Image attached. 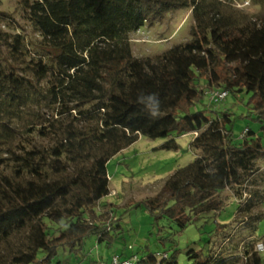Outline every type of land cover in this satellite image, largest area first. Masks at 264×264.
I'll return each mask as SVG.
<instances>
[{"label":"trees","instance_id":"obj_1","mask_svg":"<svg viewBox=\"0 0 264 264\" xmlns=\"http://www.w3.org/2000/svg\"><path fill=\"white\" fill-rule=\"evenodd\" d=\"M232 1L18 0L40 39L33 47L24 35L0 29V241L26 235V248L12 264H60V253L81 261L90 237L112 247L123 238L125 211L100 203L110 193L108 161L140 135L166 138L159 148L176 150V136L193 131L196 157L165 180L166 195L125 207H145L161 234L172 223L183 229L202 213L221 210L228 190L239 202L235 225H216L208 252L191 250L188 258L191 264H228L222 247H213L223 238L231 248L243 243L246 264H264L245 242L255 237L260 211L253 209L264 198L257 163L264 158L262 136L248 126L236 135L228 111L209 115V109L193 108L207 89L223 88L242 102L245 94L241 116L264 129V13L252 19ZM183 7L193 20L189 39L135 56L131 34ZM4 17L0 11V22ZM28 48L35 56L26 62ZM153 95L156 117L149 111ZM159 239L165 244V235ZM159 255L144 246L111 258L178 264L175 252Z\"/></svg>","mask_w":264,"mask_h":264},{"label":"rangeland","instance_id":"obj_2","mask_svg":"<svg viewBox=\"0 0 264 264\" xmlns=\"http://www.w3.org/2000/svg\"><path fill=\"white\" fill-rule=\"evenodd\" d=\"M235 1L233 8L240 13L251 15L252 19L255 15L264 13V0L256 4L252 0ZM0 11L9 16L4 17L0 22V29L10 34L24 35L27 42H32L29 46L35 47L40 37L23 17V12L18 7V0H0ZM192 24L190 9L187 7L163 12L154 20L146 22L142 27L143 33L133 32L131 34L134 55L137 57L155 55L174 44L186 41L189 39ZM24 56L26 62L29 61L35 56L34 50L28 48ZM212 90L214 89H207L204 99L195 104L193 108L209 109V115L214 114L211 110H216L220 114L222 111H228L230 118L234 119L232 126L236 135L248 126L262 136L264 143L262 124L249 116H241L247 113L244 102L247 101L248 95H243L244 102H242L229 93L224 100L214 105L210 100ZM47 114L50 116L51 111L48 110ZM193 137L191 132L176 136L178 148L173 150L159 148L166 138H149L140 135L135 142L114 155L107 163L110 193L104 196L100 203L115 204L119 207V214L125 211L121 221L124 229L123 238L118 239L112 247H105L102 244L97 245L94 238L90 237L86 243L87 255L83 260L80 261L66 253H60L58 258L68 264H103L111 258V255L120 253L123 249L124 254H132L147 246L148 251L160 255L164 252L167 254L175 252L178 264H191L192 259L188 258V251L208 252L209 236L215 226L218 224L235 225L233 220L239 202L228 190L222 193L225 204L221 210L204 212L183 229H179L172 223L171 227H164L161 234L158 233V227H153V218L145 207L129 210H127L128 206L125 207L127 201L166 195L161 190L165 180L175 169L190 163L196 157V151L190 147ZM257 163L264 171V158ZM262 188L264 190V176ZM253 211H260L259 218L255 222V237H249L250 240H245V242H250L248 246L250 251L256 252L264 259V198ZM245 228L246 225L243 224L238 232L240 233ZM160 235L166 236L165 244L159 239ZM25 237V233H21L9 241H0V264H12L13 256L25 250ZM222 240L223 238H218L217 241H213V247L216 246V250L222 247L220 253L227 257L228 264H246V257L242 255L245 249L243 243H239L237 248H231L228 242L222 245L224 243Z\"/></svg>","mask_w":264,"mask_h":264},{"label":"built area","instance_id":"obj_3","mask_svg":"<svg viewBox=\"0 0 264 264\" xmlns=\"http://www.w3.org/2000/svg\"><path fill=\"white\" fill-rule=\"evenodd\" d=\"M244 1V0H241ZM236 1L233 0L232 1V5H234ZM235 6V5H234ZM136 33H143L142 28H139L135 31ZM228 92L227 90L223 89V88H219V89H214L211 91V95H210V100L212 104H218L220 103L222 100H224L227 96ZM193 135H196L197 132L193 131L191 132ZM55 264V263H52ZM60 264H66L65 262L60 263ZM108 264H135V257H125V258H120L118 256H113L110 260V262Z\"/></svg>","mask_w":264,"mask_h":264},{"label":"clouds","instance_id":"obj_4","mask_svg":"<svg viewBox=\"0 0 264 264\" xmlns=\"http://www.w3.org/2000/svg\"><path fill=\"white\" fill-rule=\"evenodd\" d=\"M149 100H153L154 103L152 105L149 106V111H150V115L152 117H156L158 115V100H156L155 96H149L148 97Z\"/></svg>","mask_w":264,"mask_h":264}]
</instances>
